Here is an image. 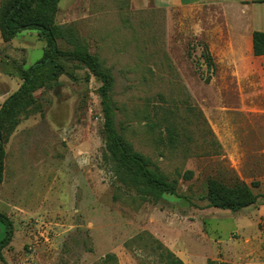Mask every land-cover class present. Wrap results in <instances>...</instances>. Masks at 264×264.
Segmentation results:
<instances>
[{"label": "rangeland", "instance_id": "obj_1", "mask_svg": "<svg viewBox=\"0 0 264 264\" xmlns=\"http://www.w3.org/2000/svg\"><path fill=\"white\" fill-rule=\"evenodd\" d=\"M57 23L110 72L117 131L176 182L177 194L143 201L116 176L102 82L65 63L74 78L37 90L41 109L3 138L0 213L12 239L0 264H168L166 249L184 264H264V58L238 41L236 9L61 0ZM58 45L73 49L65 39ZM46 47L37 30L8 42L0 34V110ZM210 178L247 184L258 203L210 207L202 198Z\"/></svg>", "mask_w": 264, "mask_h": 264}, {"label": "trees", "instance_id": "obj_2", "mask_svg": "<svg viewBox=\"0 0 264 264\" xmlns=\"http://www.w3.org/2000/svg\"><path fill=\"white\" fill-rule=\"evenodd\" d=\"M61 0H7L0 5V34L4 41H11L25 30H37L46 41L47 47L40 61L23 71V82L13 95L3 104L0 110V183L4 171L5 151L3 138L11 134L18 126L21 118H26L34 110L41 109V103L34 93L47 88L50 83L59 85L62 75H69L65 63L83 66L100 79L99 89L104 114V134L106 140V158L112 164L116 176L125 184L136 189L141 200L158 201L166 193L177 194L175 181L159 169L156 163L135 151L132 144L116 129L113 109L110 101V91L114 79L109 71L104 69L99 60L89 53L69 30L65 34V26L57 23V14ZM59 39H65L73 46L72 50H63L58 45ZM204 62L208 70H215L214 59L206 44H202ZM253 55H264V32L254 31L252 34ZM174 133L169 131V140L174 143ZM210 207L238 211L258 203L259 196L250 186L242 182L231 185L217 179L207 181V192L202 196ZM0 219L6 223V236L0 241V262L4 260L3 249L12 239L11 224L8 218L0 213ZM166 249V248H165ZM167 262L184 264V262L167 249ZM207 264H218L208 261Z\"/></svg>", "mask_w": 264, "mask_h": 264}, {"label": "crops", "instance_id": "obj_3", "mask_svg": "<svg viewBox=\"0 0 264 264\" xmlns=\"http://www.w3.org/2000/svg\"><path fill=\"white\" fill-rule=\"evenodd\" d=\"M145 4L153 2L157 7L176 8V7H196L207 3H219L236 9L241 19L238 27H234L239 35V42H246L249 45L250 53L253 55L252 34L254 31L264 32V0H141ZM258 11L259 16L255 21L254 13ZM256 14V13H255ZM254 56V55H253ZM264 58L263 56H254Z\"/></svg>", "mask_w": 264, "mask_h": 264}]
</instances>
